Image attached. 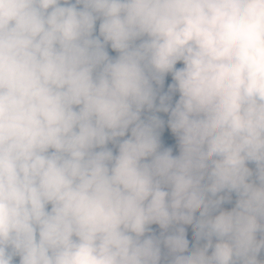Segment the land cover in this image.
Instances as JSON below:
<instances>
[{
  "label": "clouds",
  "instance_id": "clouds-1",
  "mask_svg": "<svg viewBox=\"0 0 264 264\" xmlns=\"http://www.w3.org/2000/svg\"><path fill=\"white\" fill-rule=\"evenodd\" d=\"M262 250L264 0H0V264Z\"/></svg>",
  "mask_w": 264,
  "mask_h": 264
},
{
  "label": "rangeland",
  "instance_id": "rangeland-1",
  "mask_svg": "<svg viewBox=\"0 0 264 264\" xmlns=\"http://www.w3.org/2000/svg\"><path fill=\"white\" fill-rule=\"evenodd\" d=\"M97 22L99 23V21H97ZM98 23H97V28H98ZM96 34H98V32ZM108 52L110 55L116 54L115 51L112 50L110 47L108 48ZM179 66H182V62H177V67H179ZM171 82H172L171 81V75L167 74L165 76L164 85L160 89V91L161 92L168 91V84ZM177 98H178V93H172V101L171 102L174 103ZM145 114H147V113H145ZM156 114L159 115L165 121L163 128L160 130L161 148L162 149L163 148H171L172 154L177 155L179 153V145H178L176 135L171 131V129L167 125L168 114L163 112V111L157 112ZM108 147L113 148L114 152L116 151L115 145H113L111 142H109ZM253 164L254 163L249 162V167ZM221 207L226 208L224 206V203L221 205ZM197 211H199V209H197ZM150 228L152 229V232L146 233V234L158 236L161 232V229H160L159 225H157V224L150 225ZM194 229H195L194 222L189 221V223L186 225V230H187V233L189 235L190 246L193 242H195ZM163 251H166V249H164L163 245H162V252ZM259 258L264 259V250H262L261 253L259 254ZM18 260H19V257H14V261L16 262V264H18Z\"/></svg>",
  "mask_w": 264,
  "mask_h": 264
},
{
  "label": "trees",
  "instance_id": "trees-1",
  "mask_svg": "<svg viewBox=\"0 0 264 264\" xmlns=\"http://www.w3.org/2000/svg\"><path fill=\"white\" fill-rule=\"evenodd\" d=\"M97 23H98V22H97ZM250 167H251V168H254L255 165L253 164V165H251ZM230 195H231V200L224 202V206H225L226 208H231V207L235 204L236 194L233 192V193H231Z\"/></svg>",
  "mask_w": 264,
  "mask_h": 264
}]
</instances>
